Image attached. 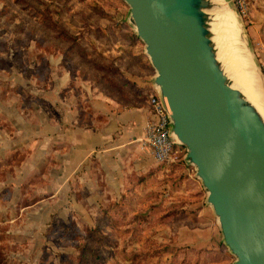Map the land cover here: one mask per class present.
<instances>
[{
  "label": "rangeland",
  "instance_id": "obj_1",
  "mask_svg": "<svg viewBox=\"0 0 264 264\" xmlns=\"http://www.w3.org/2000/svg\"><path fill=\"white\" fill-rule=\"evenodd\" d=\"M226 2L235 54L249 51L264 80V0L247 16ZM148 63L125 0H0V264H234L186 146L151 187L135 175L114 198L95 193L100 204L74 200L61 124L75 107L89 122L94 99L131 97Z\"/></svg>",
  "mask_w": 264,
  "mask_h": 264
},
{
  "label": "water",
  "instance_id": "obj_2",
  "mask_svg": "<svg viewBox=\"0 0 264 264\" xmlns=\"http://www.w3.org/2000/svg\"><path fill=\"white\" fill-rule=\"evenodd\" d=\"M125 1L234 264H264V118L218 56L213 1Z\"/></svg>",
  "mask_w": 264,
  "mask_h": 264
},
{
  "label": "crops",
  "instance_id": "obj_3",
  "mask_svg": "<svg viewBox=\"0 0 264 264\" xmlns=\"http://www.w3.org/2000/svg\"><path fill=\"white\" fill-rule=\"evenodd\" d=\"M147 60L143 56V61ZM148 65L147 70L137 71L131 77L134 86L131 97L125 94L120 98L94 99L89 122L75 107L70 109L73 116L61 124L64 136L60 139L63 148L59 151V162L68 180L74 174L71 185L78 196L74 198L77 204L94 201L95 193L102 195L100 201L114 198L125 191L135 175L139 180L137 186H147L149 180L169 175L170 163L179 158L177 153L183 148L180 143L175 145L173 159L161 162L154 157L147 141V124L151 119L148 98L155 86V70L152 63ZM137 186L135 190H139ZM95 203L100 204L98 200Z\"/></svg>",
  "mask_w": 264,
  "mask_h": 264
},
{
  "label": "bare ground",
  "instance_id": "obj_4",
  "mask_svg": "<svg viewBox=\"0 0 264 264\" xmlns=\"http://www.w3.org/2000/svg\"><path fill=\"white\" fill-rule=\"evenodd\" d=\"M212 1L214 3L211 10L213 14L212 27L219 49L218 56L222 60L233 86L241 90L264 118L263 79L253 64L254 61L251 59L249 51L243 50L240 55L235 54L237 48L239 49L237 46H242L240 22L226 0Z\"/></svg>",
  "mask_w": 264,
  "mask_h": 264
},
{
  "label": "built area",
  "instance_id": "obj_5",
  "mask_svg": "<svg viewBox=\"0 0 264 264\" xmlns=\"http://www.w3.org/2000/svg\"><path fill=\"white\" fill-rule=\"evenodd\" d=\"M241 15L249 14L250 0H232ZM264 74V60H262ZM151 119L147 124V141L154 157L161 162L171 161L175 155L176 139L172 132V120L166 108L160 88L155 84L149 95Z\"/></svg>",
  "mask_w": 264,
  "mask_h": 264
}]
</instances>
